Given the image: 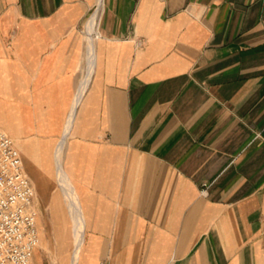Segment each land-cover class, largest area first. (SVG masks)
<instances>
[{
  "label": "crops",
  "instance_id": "0c3cea01",
  "mask_svg": "<svg viewBox=\"0 0 264 264\" xmlns=\"http://www.w3.org/2000/svg\"><path fill=\"white\" fill-rule=\"evenodd\" d=\"M73 110L80 264H264V0H0V127L43 198L27 148Z\"/></svg>",
  "mask_w": 264,
  "mask_h": 264
},
{
  "label": "built area",
  "instance_id": "2783aa9c",
  "mask_svg": "<svg viewBox=\"0 0 264 264\" xmlns=\"http://www.w3.org/2000/svg\"><path fill=\"white\" fill-rule=\"evenodd\" d=\"M35 198L22 155L0 127V264H32L40 243Z\"/></svg>",
  "mask_w": 264,
  "mask_h": 264
},
{
  "label": "rangeland",
  "instance_id": "374dc122",
  "mask_svg": "<svg viewBox=\"0 0 264 264\" xmlns=\"http://www.w3.org/2000/svg\"><path fill=\"white\" fill-rule=\"evenodd\" d=\"M83 30L84 29L82 28L81 31ZM62 136L63 135L61 134L60 139L55 143L53 141L47 142L46 144L42 142H31L29 148H27L28 154H26L24 157V160L27 163H46L48 170H51L52 163L53 167H55V176L57 179V181L53 182V184L49 182H40L41 191L45 194V196L48 195V197L45 198H43V196L38 192V188H36L33 182L36 193L38 194V198L37 195L35 198V208L38 213V217L39 208L42 211L40 218H38L39 221L37 220L40 243L38 248L36 249L33 260L35 261V258L38 255L40 264H70L74 250L72 239V220L70 219L71 216L68 202L63 195L62 188L60 186V182L56 173V150L62 140ZM69 141L72 140H70V138L67 140L64 149L63 163L65 164L67 163V156L70 152ZM103 141H108V136H104L95 140V142L98 143ZM31 151L35 153V155H32ZM38 170H42V167ZM40 198H43L48 202L44 204L39 200ZM81 208L82 216L85 219L87 229L89 223L88 216L86 215L83 204H81ZM39 223L41 225L40 227ZM98 250L99 245L97 246V251ZM101 264H109V259L107 258L101 260Z\"/></svg>",
  "mask_w": 264,
  "mask_h": 264
},
{
  "label": "bare ground",
  "instance_id": "6f19581e",
  "mask_svg": "<svg viewBox=\"0 0 264 264\" xmlns=\"http://www.w3.org/2000/svg\"><path fill=\"white\" fill-rule=\"evenodd\" d=\"M98 19V10L95 11L93 16L88 21L84 34L88 40V49L90 52V69L88 71L87 76L85 77L80 92L77 96L76 104L82 98L84 91L87 87V84L94 74L95 67H96V58H97V50L95 46V41L97 39L96 35V25ZM75 110H73L69 123L66 125L65 134L59 146L56 150V166L58 169V180L60 182V186L62 188L63 195L68 202V207L70 211V216L72 220V239L74 244V250L72 254V258L70 264H80L82 258V252L84 248V243L86 239V222L84 217L82 216V208L80 203V196L76 191L75 187L73 186L71 180L69 179L67 172L64 167V149L66 145V139L70 134V130L72 128L73 120H74ZM37 195V193H36Z\"/></svg>",
  "mask_w": 264,
  "mask_h": 264
}]
</instances>
